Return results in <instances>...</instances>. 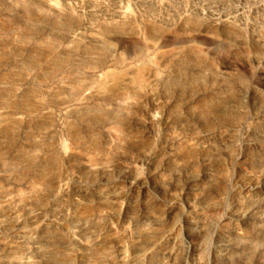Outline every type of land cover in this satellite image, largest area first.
I'll return each mask as SVG.
<instances>
[{
    "label": "rangeland",
    "instance_id": "obj_1",
    "mask_svg": "<svg viewBox=\"0 0 264 264\" xmlns=\"http://www.w3.org/2000/svg\"><path fill=\"white\" fill-rule=\"evenodd\" d=\"M0 264H264V0H0Z\"/></svg>",
    "mask_w": 264,
    "mask_h": 264
}]
</instances>
